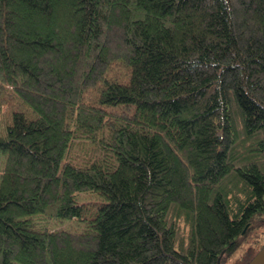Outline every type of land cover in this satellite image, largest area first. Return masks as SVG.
I'll return each mask as SVG.
<instances>
[{"label":"trees","instance_id":"1","mask_svg":"<svg viewBox=\"0 0 264 264\" xmlns=\"http://www.w3.org/2000/svg\"><path fill=\"white\" fill-rule=\"evenodd\" d=\"M0 114V264L264 247V0H0Z\"/></svg>","mask_w":264,"mask_h":264},{"label":"rangeland","instance_id":"2","mask_svg":"<svg viewBox=\"0 0 264 264\" xmlns=\"http://www.w3.org/2000/svg\"><path fill=\"white\" fill-rule=\"evenodd\" d=\"M3 121V115L0 114V125L2 124ZM78 199L80 202H96L98 201V197L95 193H85V194H80L78 196ZM83 222H78L74 220H47L45 218L39 217L36 220V228L42 229L44 227L48 228H56V227H62L71 231H80L82 229ZM264 238V237H263ZM255 252V249H249V255L245 256L244 259H249V256L253 255ZM234 264H243V260H234Z\"/></svg>","mask_w":264,"mask_h":264},{"label":"water","instance_id":"3","mask_svg":"<svg viewBox=\"0 0 264 264\" xmlns=\"http://www.w3.org/2000/svg\"><path fill=\"white\" fill-rule=\"evenodd\" d=\"M246 227L243 229L242 233L245 231ZM219 264V259L217 260ZM247 264H264V247L261 248Z\"/></svg>","mask_w":264,"mask_h":264}]
</instances>
